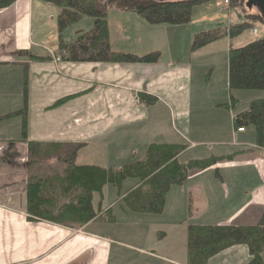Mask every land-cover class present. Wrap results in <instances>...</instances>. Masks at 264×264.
<instances>
[{"label": "crops", "instance_id": "1", "mask_svg": "<svg viewBox=\"0 0 264 264\" xmlns=\"http://www.w3.org/2000/svg\"><path fill=\"white\" fill-rule=\"evenodd\" d=\"M44 9V6H40L39 11H35L32 0H14L9 6L0 7V68L18 70V75L20 72L24 74L25 70L29 71V75L23 76L24 83L21 80L15 82L9 79L8 82L0 78V100L8 99L9 91L17 96L13 102H6V104L2 102L0 110L8 109L9 111L22 107L24 92H26V121L35 119L40 131L37 132L36 126L34 132L36 136L32 135L28 121L27 140L38 138L43 141L41 136L49 133L47 128H58L66 122L71 123L77 126L75 132L73 131L75 136L61 140L48 138L43 142L85 143L84 147L77 152V164L112 168H118L111 166L114 159L117 165L134 160L137 153L130 155L132 145H127L126 150L122 148V145L131 143L141 144L142 148H145L147 144H185L184 151L178 157L179 161L190 150L205 145H207L204 147L207 155L213 145H221L220 147L223 148V152L215 156L244 150L232 160L223 159L204 169L190 172V175L179 185L181 194L186 197V206L189 208L188 220L185 222L182 220L181 224H177L181 220L176 222L175 219L153 225L141 224L139 216L153 213H134L127 209L120 210L110 221H103L106 223L93 219L80 228L43 220H29L25 210L26 179L19 193L18 188L15 189L12 186L17 181L8 182L6 188L2 187L4 185L2 184L0 196L4 194L2 190L6 189L7 204L13 205L12 201H17V196L22 207L7 208L9 225L6 233L0 226V264H187L186 227L189 223L254 224L259 218L261 207H264V178H261V167L264 168V150L255 148L254 128L249 132L247 128L239 132L233 127V116L245 108L236 105L231 110H225L219 107L220 104L227 103L230 96L239 102L243 96H246L243 92H247H229L227 56L221 66L202 59L203 50L206 49L207 55L214 49L212 47L220 43L213 42L196 51H188L193 35L200 30L194 31L189 28L181 31L182 27L186 28V24L145 25V21L132 11L116 9L108 12L110 45L115 39L137 40L127 30V24L120 23V20L126 21L131 17L137 25L143 26L148 32L146 39L136 41L141 42L142 49H145L137 51L136 55L141 56L140 54L159 50L160 47L165 46L173 58L163 63L165 59L160 57L157 63L145 65L71 63L65 60L55 63L53 57L44 52L43 46L47 44L50 47L51 45L46 42L52 39L50 48L57 52L58 41L55 37L47 36V39L45 37L57 26L52 20L48 24V30L43 27L41 20L43 21L46 17ZM33 11L36 12L34 16ZM58 13L59 9L56 7V16ZM111 16L113 20H116L114 27L118 30L117 35L112 32ZM235 18L240 22L243 20L239 14ZM84 21L86 20L78 23L73 28V33L65 40L68 41L80 31L88 30L90 21H86L87 24L82 27L81 23ZM232 23L234 22H228L227 25ZM152 39L155 41L153 42ZM222 41L224 45L220 44L223 49L220 53L223 54L227 51L224 48H229V41L232 42L233 39L219 40V42ZM182 43L185 44L179 52L176 47ZM232 46L239 47V44H232ZM207 65L212 66L213 69L216 67L217 73H221L218 82L214 83L215 88L209 87L210 90L201 85V75L198 74L203 72ZM32 78L39 92L31 91ZM36 79H39L40 84H37ZM139 92L157 95L161 101L158 100L146 106L137 100ZM31 93L42 99L32 112L29 109ZM73 94L78 95L66 104L54 109L47 108L57 99ZM125 95L128 100L130 99L129 101L124 97ZM259 97L264 95H253L248 98V103ZM91 102L95 104L98 102L99 105L92 107ZM111 104L119 110L112 112ZM117 104H120V107ZM189 105L198 110L200 117L197 118L196 113L191 118V110L188 111ZM131 108L135 109L136 116L126 115L125 111ZM68 109L74 111L71 113L72 118L65 116V110ZM205 109H209L210 112L202 113L201 111ZM97 111L100 113L97 114ZM45 113L53 114L52 117H45ZM140 113L142 115L138 116ZM3 114L5 113H0V115ZM6 121L8 120L4 119L1 122ZM40 124H44L46 130L41 129ZM204 125H212L207 126L212 130L211 138L208 140L201 137ZM96 126H100V130L95 129ZM92 127L94 129L90 130ZM38 139L36 141H39ZM111 143L121 146L120 149L113 152V147L109 146ZM24 145H26L25 142ZM205 151L200 155H205ZM191 160L193 159L189 158L180 163ZM132 183H130L131 186L135 184V181ZM106 186L102 188L101 194L93 193L92 195V207L96 212L98 211L97 216H101L108 210L113 216V208L117 204L113 199L110 202L106 201L104 191ZM166 200L165 195L162 209L158 214L165 210ZM0 205V211L4 212L5 206ZM1 216L2 214H0V223ZM123 226H125L124 229ZM5 238L6 243L3 241ZM262 257L264 258V252ZM249 258L245 245H234L210 257L207 264H247Z\"/></svg>", "mask_w": 264, "mask_h": 264}, {"label": "trees", "instance_id": "2", "mask_svg": "<svg viewBox=\"0 0 264 264\" xmlns=\"http://www.w3.org/2000/svg\"><path fill=\"white\" fill-rule=\"evenodd\" d=\"M14 0H0V7L9 6ZM59 9L56 16L59 60L71 63H155L159 52L138 56L130 52L111 49L109 44L108 11L111 8L132 11L149 25H181L191 20L195 6L216 0H45ZM242 0H230L233 8L241 7ZM245 8V6L243 5ZM90 21L86 31H80L68 41L73 28L83 20ZM254 21L264 24L260 14L242 22L196 32L191 51L198 50L222 38L232 40L252 29ZM51 57H53L51 55ZM46 60L48 58H45ZM39 60V58H37ZM227 87L231 91L264 92V33L246 44L228 48ZM86 93V91H84ZM78 95V94H77ZM77 95L57 99L48 109H54L71 101ZM137 100L149 106L156 99L139 92ZM238 100L233 96L219 107L233 109ZM26 92L19 110L0 115V120L19 116L20 140L26 143L25 210L29 220L46 221L69 227H81L91 220H111L110 210L97 216L92 207V194H101L105 185L117 189L121 208L134 213H160L164 197L171 185H180L193 170H201L223 159L232 160L240 151L224 156H211L180 163L179 155L185 144H150L143 159L132 161L118 168L93 164L76 163L77 152L85 143L43 142L27 140ZM235 130L252 126L255 131V148L264 150V97L254 98L247 108L232 118ZM3 141V140H2ZM8 144L12 141L7 140ZM6 144V143H4ZM1 144V145H4ZM245 148V147H243ZM19 152L12 153L15 160ZM5 162L14 164L4 158ZM60 163L61 170L41 168L46 160ZM56 167V166H55ZM127 180H134L135 186H122ZM234 245H245L248 249L247 264H264V207L258 220L251 225L230 223L227 225L189 223L186 227L187 264H207L210 257Z\"/></svg>", "mask_w": 264, "mask_h": 264}, {"label": "rangeland", "instance_id": "3", "mask_svg": "<svg viewBox=\"0 0 264 264\" xmlns=\"http://www.w3.org/2000/svg\"><path fill=\"white\" fill-rule=\"evenodd\" d=\"M41 1H42V5H40ZM246 3H247V0H242L240 8L239 7L233 8L230 6V0H227L226 3L224 0H216V1H213V2H210L207 4L195 6L192 10L190 22L186 24L187 25L186 28L182 27L181 31L184 29L188 30L189 28L194 29V31H197V30L203 31V30H208V29H212V28L223 27V26H226L228 24V22H234L235 23V21H238L235 18V16H237L238 14L241 16V19H243L242 21H244L245 19H247L249 17H256V15L259 14L257 9L255 7H247ZM243 5L245 6V8L243 7ZM32 6L35 9V11H37V12L39 11L40 6L45 7L44 10H46V11H44V12H45L46 17L43 19V21L41 20L43 27H46V29L48 30V24L51 23L52 20L55 23V24L54 23L53 24L56 26V6L55 5L48 3L45 0H32ZM114 10H116V9L115 8L110 9V11H114ZM35 11H33V16H34V13H36ZM111 17H112L111 18V28L113 30L112 32L117 35L118 30H117V28L114 27L115 26L114 23L116 20H113V16H111ZM52 18H54V19H52ZM107 20H108V17H107ZM86 21L81 23L82 27H84L87 24ZM122 22L127 24V26H128L127 30L129 32H131L133 34V37H136L137 40L143 39L145 37L147 38L148 32L143 28V26L137 25L133 18L129 17V19H127L126 21L124 19L120 20V23H122ZM238 22H240V21H238ZM145 25H149V24L146 23ZM160 25H165V24H160ZM181 25H183V24H181ZM108 27H109V25H108ZM254 29H255V31H253ZM263 33H264V24H262L261 22H258V21H254L252 23V29H250V30L246 31L245 33L241 34L240 36L236 37L235 39H233L232 42L229 41V46L232 44H236V43H238L239 46H242L244 43H246L250 40H253L256 36H259ZM47 36H49L50 38L54 36L55 39L58 40L57 27L54 31L47 33L45 35L46 39H47ZM153 37H155V36H153ZM51 40L52 39L48 40V42H46V41H44V42H46L52 46L51 42H53V41H51ZM137 40L134 41L131 39L130 41H123V40L115 39V41H113V43L110 45V47L114 51L130 52V53L135 54L137 51L140 52V51L145 50V49H142L143 46H142V44H140L141 42L140 43L136 42ZM152 41L154 42L155 40L152 39ZM215 42H218L220 44L222 43L221 45H224L223 41L219 42V40H218ZM191 43H192V40H191ZM191 43L189 45L188 51H190V49H191L190 48ZM212 43H210V44H212ZM41 44H43V43H41ZM145 44H146V41H145ZM145 44H143V45H145ZM184 44L185 43H182L179 47H176V49L179 52H181ZM220 44L212 47L214 49L211 50L212 52L209 51L207 53V55H206V49L203 50V53H202L203 58L202 59H205L207 61H210L211 63L213 62L216 65L221 66L222 63L224 62V60H226V56L228 53V47L224 48V50H227V51H226V53L222 54L220 52H222L223 49L220 46ZM45 45L46 46H43L44 52L46 51L49 56H51V55L53 56V62H55V63L61 62V60L55 59L56 58L55 54L56 53L59 54L58 53L59 50H57V52L53 51L50 48L51 46L48 47L49 45H47V44H45ZM158 51L160 53L159 58L162 57L165 59L162 61L163 63H167V61H170V58L172 56L170 55V52L166 49L165 46L160 47L159 50L149 51V52H146V53H143L140 55L148 54L151 52H158ZM215 53H217V54L215 55ZM38 57H44V56H38ZM159 58H158V60H159ZM191 59L193 61V58H191ZM158 60L155 63H157ZM227 63H228V60H227ZM123 64H144L145 65V64H149V63H138V62H136V63H123ZM10 69L11 68H7V67L0 68V71H1L0 72V78L3 80H8V82L10 80H12V81L14 80L15 82H17L20 80L22 81L24 75H29V71L27 72V70H25L24 74L20 72V75H18L19 74L18 70L16 71V70H10ZM198 74H199V76L201 75L200 76L201 85L204 88L208 87V90H210L209 87L215 88L214 83L218 82L219 78L221 77V73H217L216 67L213 69V67L209 66V65H207L205 67V70L203 72H200ZM33 78L31 79V83H30L31 91L32 92H39V88H36V85L32 81ZM36 80H37V84H40L39 79H36ZM22 83H24V82L22 81ZM198 87H200V86L198 85ZM195 88H196V86H195ZM243 93H245L246 96H243L240 99V101H239L240 103L238 102L236 104L237 107L247 108L248 98H251V96L256 95V94L264 95L263 91H251V90H249V91L243 92ZM195 95L200 96L202 94H195ZM126 96L127 95H125L124 97L126 98ZM149 96L155 98L156 99L155 102H157L158 100H159V102L161 101L160 97L157 98V95L155 96V95L150 94ZM7 97H8V99L4 98V100H2V101L0 100V106L2 105V102L6 104V102L15 101V97H17V96L13 95V93L11 94V92L9 91L7 93ZM126 99L128 100V98H126ZM41 101H42V99L40 96L33 95L31 93L30 94V101H29L30 111L32 112V110L36 106H38L39 102H41ZM94 104L95 103H92L91 106L94 107V106L99 105L98 102L95 105ZM121 105H122V108H124L123 104H121ZM112 106H113V104H111V107H110L112 112L119 110L118 108H115ZM117 106L120 107V104H117ZM19 109H13V110L11 109V110L16 111ZM189 109L191 110V118L196 113H197L196 117L197 118L200 117V115L198 114V110H195L193 106L189 105L188 111H189ZM7 110L8 109L0 110V113L1 112L6 113V112L11 111V110L7 111ZM72 112H74V111H72L70 109L65 110V116L67 118H72V116H71ZM125 112L127 113L126 115L129 114V115L136 116L135 109H133V110H132V108L127 109V111H125ZM201 112L202 113H209L210 111H209V109H205L204 111H201ZM26 113H27V111H26ZM98 113H100V111H97V114ZM52 114L53 113H48V114L45 113L44 115H46L45 117H52ZM60 115L62 116L64 114H60ZM141 115L142 114L140 113V115H138V116H141ZM9 119H6V120H8L6 122H1L3 120H0V123H2V124H0V185L4 184V185H2V187L4 186L6 188V187H8L7 186L8 182H11V183L15 182V181H17V183L21 182L19 185L17 183L12 184V186H14L13 188H15V189L18 188L17 192L19 193V192H21V189L23 187L22 184H24L23 183L24 179L28 178L27 171H26V164H27L26 163V161H27L26 151H25L26 145H24V143L18 144L16 141L14 142V140H11V139H15V138L17 140H20L19 139L21 137L20 124L22 123L21 117L15 116L14 118H9ZM49 119H51V118H49ZM49 119H48V121L51 122V120H49ZM28 121L29 120L27 119V121H26L27 132H28V128L30 127L32 135L36 136V133H34V132H35V128L37 126L36 125L37 122L35 121V119H31L29 122ZM27 122H28L29 127L27 125ZM49 124H51V123H49ZM67 124H68L67 122L64 123L63 126L58 127L59 129L55 128V127L47 128V132H49V133L45 132L47 134L44 136H41L42 137L41 139H43V141H44L45 139H48V138H50V139L51 138H58L59 140L65 139V138H72L73 136H75L74 130L77 129V126H73L71 123L68 124V126H67ZM40 125L42 126V127L40 126L41 129L46 130L44 124H40ZM207 126H212V125H204L203 126V131H202L201 137L208 140L209 138H211L212 130H210V128H207ZM100 128H101L100 126L95 127V129H98V130H100ZM151 128L154 129L153 127H151ZM92 129H94V127H92L90 130H92ZM239 129L237 130L239 132L244 130V129H242V130H239ZM247 129H248L247 132H249V131H252L253 127L249 126V127H247ZM51 130H52V132H51ZM160 131L162 132V129H160ZM37 132H40L38 130V126H37ZM83 134H85V132ZM135 136H137V135H135ZM8 138L10 139L9 141H12L9 144L7 143ZM38 140L42 141L40 139H38ZM49 142H56V141H49ZM4 143H6V144H4ZM1 144H4V145H1ZM116 144H118V143H116ZM110 145H111V147H113V152H115L117 149H120V147H121V146L115 145V143H111V144H109V146ZM127 145H129V146L132 145V147H130V155L137 153L134 160H132V161L143 159L144 155L146 154V149L149 146L147 144V146H145V148H142L141 144L131 143V144L122 145V148L124 150H126ZM206 146L207 145H205L204 147H206ZM220 146L221 145H213L211 150L208 151L209 152L208 155H207V150L205 151L203 146H202L203 148L201 147V148H197V149H192V150H190V152L188 154L183 155L180 162H184V161L188 160L189 158H192V159H198L201 157L202 158H209L213 155L215 156V154H221V152H223V148ZM204 151H205V155H200V154H203ZM13 152L14 153L19 152V155L17 156V158H15V160L12 159L13 158L12 157ZM4 158L9 159L11 162L13 160L14 162H12V163H14V164L8 165V163H6L4 161L5 160ZM117 164L118 163H117L116 159H114L113 165H111V166L119 167L124 163H120V165H117ZM48 167H49V169H57L58 171L61 170L60 163H57L56 161H54V159L46 160L45 162H43L41 164V168H48ZM261 170L264 171V168L262 169V167H261ZM263 178H264V175H263ZM132 182H134V181L133 180H127V182L124 183L122 186V189H121L122 192H124L126 190V188H128V186H131V184H133ZM187 183H189V182H187ZM19 186H21V188ZM2 191L4 192V194L0 196V202H1L0 204H2V207L5 206V209H4L5 211L4 212L0 211V214H2V216H1L2 220H1L0 226L3 228V231H5V233H6L7 227L9 225V221H8V217H7V208H13V207L14 208H20L22 206H20V202H19V199L17 198V196H16L17 201L13 200L12 201L13 205H11V206L8 205L7 204V201H8L7 200L8 194L7 193H8V191L6 189L2 190ZM5 191H6V194H5ZM104 191H105L107 202H110L113 199L115 204L117 203L115 205V207L113 208V212L115 214H113V212H112V215L114 217L115 215L118 214V212L120 210H122L121 204H120L122 202H121L120 197H118V191L116 188H114L110 185H107L106 190H104ZM166 199H167L166 200V208L161 214H150V215L139 216V217H141L140 223L141 224L146 223L148 225H153L154 223H160L162 221H168V220L172 221L173 219H175L176 222H177V220H181V221H179V223H177V224H181L182 220L184 222L187 221L188 216H189V208L186 206L185 195L181 194V186H179V185L171 186L168 193L166 194ZM222 207H224V206H222ZM137 215H139V214H137ZM131 217H133V216H131ZM103 223H106V222H103ZM192 223L197 224L196 222H192ZM124 227L125 226H123V229H124ZM76 228H80V227H76ZM6 240L7 239L5 238L3 241L6 243ZM5 255H6V253H5Z\"/></svg>", "mask_w": 264, "mask_h": 264}, {"label": "water", "instance_id": "4", "mask_svg": "<svg viewBox=\"0 0 264 264\" xmlns=\"http://www.w3.org/2000/svg\"><path fill=\"white\" fill-rule=\"evenodd\" d=\"M155 1H173V0H155ZM247 7H255L264 22V0H247Z\"/></svg>", "mask_w": 264, "mask_h": 264}, {"label": "built area", "instance_id": "5", "mask_svg": "<svg viewBox=\"0 0 264 264\" xmlns=\"http://www.w3.org/2000/svg\"><path fill=\"white\" fill-rule=\"evenodd\" d=\"M224 1H225V3L227 2V0H224ZM253 31H255V29H254ZM55 59H56V60H59V57H56ZM239 130H242V129L240 128ZM263 175H264V171H262V173H261V177H263Z\"/></svg>", "mask_w": 264, "mask_h": 264}]
</instances>
